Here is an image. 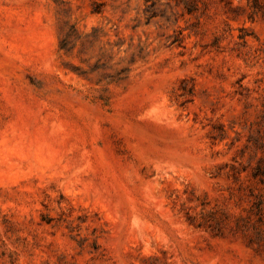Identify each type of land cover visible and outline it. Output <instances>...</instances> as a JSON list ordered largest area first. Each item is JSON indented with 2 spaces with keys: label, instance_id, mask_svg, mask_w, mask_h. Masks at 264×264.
I'll return each instance as SVG.
<instances>
[{
  "label": "rangeland",
  "instance_id": "obj_1",
  "mask_svg": "<svg viewBox=\"0 0 264 264\" xmlns=\"http://www.w3.org/2000/svg\"><path fill=\"white\" fill-rule=\"evenodd\" d=\"M0 264H264V0H0Z\"/></svg>",
  "mask_w": 264,
  "mask_h": 264
}]
</instances>
